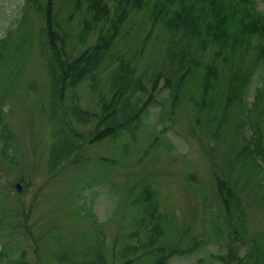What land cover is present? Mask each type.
Segmentation results:
<instances>
[{"label": "rangeland", "instance_id": "obj_1", "mask_svg": "<svg viewBox=\"0 0 264 264\" xmlns=\"http://www.w3.org/2000/svg\"><path fill=\"white\" fill-rule=\"evenodd\" d=\"M46 3L0 0V39L5 40L0 46V114L16 142V149L11 145L7 152L0 140V248L12 257L24 251L34 264H117L113 257L137 214L129 203L141 185L148 184L167 216V240L185 250L197 242L191 252L167 264H222L216 256L227 254L229 222L235 227L236 213L228 219L217 192L218 177L230 184L241 202L243 214L236 227L242 238L257 244L255 252L260 254L251 264H264V167L245 165L249 157L234 159L241 141H249L250 126L257 123L264 131V119L257 117L259 111L250 112L252 123L246 131L239 106L224 115L223 78L216 95L206 100L212 107L200 112L193 106L201 97L198 75L187 81L175 103L160 81L159 92L134 132L88 144L79 162L49 174L48 154L56 127L52 117L59 118L71 104L67 99L64 107H55L50 98L47 66L39 50L44 20L37 9ZM256 4L264 9V0ZM86 5L85 0H52L54 19L67 34L66 49L72 56L92 43L100 28H108L105 21L94 32L84 31ZM148 15V8L130 15L112 52L133 57L137 74L145 78L159 70L170 76L165 57L168 36L159 25L152 26ZM107 72L104 68L94 90L87 80L74 90L77 104L98 112ZM259 82L260 72L246 90V107ZM145 84L149 86V81ZM95 121L76 127L88 133Z\"/></svg>", "mask_w": 264, "mask_h": 264}, {"label": "trees", "instance_id": "obj_2", "mask_svg": "<svg viewBox=\"0 0 264 264\" xmlns=\"http://www.w3.org/2000/svg\"><path fill=\"white\" fill-rule=\"evenodd\" d=\"M85 1L84 31L94 32V27L105 21L108 28H100L93 42L75 56L66 49L67 34L54 19L52 0H47L45 6L37 5L44 20L40 28L39 50L47 66L52 104L64 107L67 99L71 104V107L62 109L59 118L52 117L56 119V127L48 154L51 176L65 164L79 162L86 145L115 138L123 131L134 132V126L142 122V114L159 92L160 81L164 82L162 89L168 91L175 103L182 98L187 81L198 75L201 97L198 102H193V106L195 112H200L212 107L206 100L210 95H216V85L223 78L224 89L220 96L223 114L239 106L243 115L241 125L246 131L252 123L250 112L259 111L257 117L264 119V9H258L256 0ZM144 8H148L152 26L159 25L168 36L165 57L170 63V76L159 70L145 78V74H137L133 57L112 52L124 23L132 13ZM88 15L93 23L86 19ZM81 41L85 42L86 36ZM4 43L1 38L0 46ZM104 68H108L106 89L98 96V112L82 108L77 104L79 98L74 90L85 80L89 81L90 89L97 88ZM259 72V85L254 89L253 101L246 107V90L252 77ZM145 80L149 81V86ZM93 119L95 124L88 133L77 129V125L90 124ZM245 122L247 126H244ZM256 125L250 126L253 131L248 136L249 141H241L234 156V159L249 157L245 165L254 168L264 167V131ZM0 140L7 152L16 144L1 114ZM229 186L228 182L217 177V192L228 219L234 212L236 219L235 227L229 222L227 254H219L216 258L222 264H251L260 253H256V242L252 239L245 241L240 228L236 227L242 219L243 208L236 191ZM129 205L137 214L119 253L113 257L117 264H167L173 257L191 252L196 246L197 242H194L185 250L167 240V216L159 209L156 192L148 184L141 185ZM261 259L264 261V255ZM0 264L34 263L27 259L24 251L12 257L1 247Z\"/></svg>", "mask_w": 264, "mask_h": 264}, {"label": "water", "instance_id": "obj_3", "mask_svg": "<svg viewBox=\"0 0 264 264\" xmlns=\"http://www.w3.org/2000/svg\"><path fill=\"white\" fill-rule=\"evenodd\" d=\"M15 189L17 190V192H20L22 190V186L19 182L15 183Z\"/></svg>", "mask_w": 264, "mask_h": 264}]
</instances>
